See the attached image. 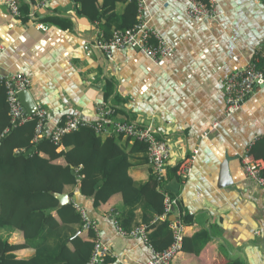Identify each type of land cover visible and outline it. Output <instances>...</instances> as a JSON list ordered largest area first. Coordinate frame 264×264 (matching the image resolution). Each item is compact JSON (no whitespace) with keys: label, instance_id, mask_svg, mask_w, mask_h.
Listing matches in <instances>:
<instances>
[{"label":"crops","instance_id":"0c3cea01","mask_svg":"<svg viewBox=\"0 0 264 264\" xmlns=\"http://www.w3.org/2000/svg\"><path fill=\"white\" fill-rule=\"evenodd\" d=\"M15 1L18 15L0 0V73L29 76V90L36 106L45 108L49 130L68 114L96 120L108 104L120 110L112 120L134 121L167 141V179L157 190L177 196L178 206L163 218L157 214L163 203L148 202L154 218L169 227L178 214L190 217L183 248L170 264H264V186L241 164L251 140L264 133V87H256L230 115L223 91L226 77L245 67L264 44V0H217L211 17L189 16L185 0H144L143 17L171 47L157 63L134 49L115 48L106 57L95 46L123 28L129 0ZM109 135L129 153L134 183L145 182L152 169L140 145ZM257 143L253 156L264 162V145ZM192 155L183 180L177 166ZM65 193L68 204L83 207L95 224L98 240L110 252L106 264H146L151 258L148 244L119 231L115 220L125 210L120 192L99 206L78 188L67 187ZM139 202L133 224L147 212ZM155 236L160 244L165 241L162 234ZM18 237L12 233L11 240ZM29 253L17 251L19 257Z\"/></svg>","mask_w":264,"mask_h":264},{"label":"trees","instance_id":"16d2710c","mask_svg":"<svg viewBox=\"0 0 264 264\" xmlns=\"http://www.w3.org/2000/svg\"><path fill=\"white\" fill-rule=\"evenodd\" d=\"M125 8L121 15L124 24H120L129 28L137 22L136 1L129 0ZM115 113L120 110L115 109ZM36 123L35 115L11 122L6 89L0 81V264H85L89 260L95 233L90 228L82 229L84 221L74 202L56 208L58 200L52 193H65L67 187L93 197L95 206L120 192L125 210L115 220L119 228L130 231L144 225L149 242L157 250L171 242L172 229L167 222L154 218L156 212L148 202L150 199L163 203L157 190L159 182L149 163V178L136 184L128 174L129 153L113 136L102 140L93 129L80 127L63 134L57 143L46 137L34 140ZM134 141L147 158L146 146ZM257 142L264 145V138ZM32 146L35 149L25 154ZM60 158L64 164L57 162ZM78 174L82 176L79 178ZM68 193L71 196L74 190ZM139 200L144 204L143 214L147 212L141 222L133 224ZM162 211L163 208L157 214ZM182 218L184 222L190 219L186 214ZM77 228L81 232L74 236ZM85 231L87 238H83ZM12 233L18 234V239L11 240ZM161 234L165 241L160 244L155 235ZM20 249L29 250V255L19 257Z\"/></svg>","mask_w":264,"mask_h":264},{"label":"built area","instance_id":"2783aa9c","mask_svg":"<svg viewBox=\"0 0 264 264\" xmlns=\"http://www.w3.org/2000/svg\"><path fill=\"white\" fill-rule=\"evenodd\" d=\"M135 1L137 3V22L134 26L114 29L109 37L97 41L95 46L99 52L106 57H110L112 50L115 48L134 49L144 53V55L149 57L153 62L157 63L171 51V47L167 45L165 40L143 17L144 0ZM166 1L171 2L177 0ZM185 1L187 5V14L191 17H211L216 13L217 0ZM7 4L14 15L19 14V7L15 0H7ZM38 27L42 30L46 29V27L41 24L38 25ZM0 81L3 82L6 89L9 113L13 124L24 121L32 115L37 117L34 140L46 137L57 143L60 141L63 134L75 131L80 127H89L93 129L97 135L120 133L129 138L138 140L146 146L147 160L152 166L153 172L160 183L159 188L161 184L166 181L170 149L167 141L165 139L156 138L149 127L139 125L131 120H112V117L115 115V108L105 104L99 108V117L96 120L88 121L79 116L68 114L49 130L46 125L47 112L45 108L36 106V111L32 114H28L25 112L23 105L17 97L18 91L29 88L31 84L29 76L19 72L9 75L0 73ZM258 86L264 87L263 43L257 46L253 52L252 59L245 67L231 72L226 77L223 85L226 114L230 115L237 111ZM262 138H264V133L254 136L250 145L241 156V164L249 178L259 185L264 186V162L256 159L252 153L254 143ZM193 160L194 155L188 156L177 166V174L183 180L186 179L190 173ZM79 169L80 168L77 170ZM81 176L82 175L78 174L79 178ZM161 193L163 195V211L161 217L165 218L178 206V197L171 196L163 188H161ZM74 205L84 221V228H90L96 233V239L90 258L85 264H106V258L110 253L109 249L98 240L96 226L88 219L85 209L77 203ZM182 217L181 214H178L177 217L170 222L172 240L168 246L160 250L155 249L149 242V237L144 225L137 226L128 233L124 232V230L119 231L124 234L139 237L149 245L152 256L146 264H170L171 260L177 256L183 248L185 222Z\"/></svg>","mask_w":264,"mask_h":264},{"label":"water","instance_id":"95a60500","mask_svg":"<svg viewBox=\"0 0 264 264\" xmlns=\"http://www.w3.org/2000/svg\"><path fill=\"white\" fill-rule=\"evenodd\" d=\"M17 97H18L20 103L23 105V108H24L26 113L32 114L33 112L36 111V104H35V102L33 100V97L31 95V92H30L29 88L21 90V91H18L17 92ZM34 149H35V146L30 147L28 150L25 151V154H29ZM72 172L74 173V171H72ZM52 194L58 200V204H57L56 208L68 204L69 195L67 193H52ZM73 200H75L74 197H73ZM78 233H80V230H77L74 235H77Z\"/></svg>","mask_w":264,"mask_h":264},{"label":"rangeland","instance_id":"374dc122","mask_svg":"<svg viewBox=\"0 0 264 264\" xmlns=\"http://www.w3.org/2000/svg\"><path fill=\"white\" fill-rule=\"evenodd\" d=\"M93 232H94V230H92ZM131 231V230H130ZM130 231H126V230H124V232H130ZM80 232H81V230H80ZM76 233V232H75ZM95 233V232H94ZM79 234V233H78ZM127 235V234H126ZM75 236V235H74ZM94 239H96V233H95V238Z\"/></svg>","mask_w":264,"mask_h":264}]
</instances>
